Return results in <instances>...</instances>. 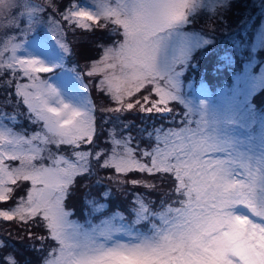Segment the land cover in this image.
<instances>
[{"label": "snow or ice", "instance_id": "obj_1", "mask_svg": "<svg viewBox=\"0 0 264 264\" xmlns=\"http://www.w3.org/2000/svg\"><path fill=\"white\" fill-rule=\"evenodd\" d=\"M194 3L95 0L89 7L84 0H0V201H12L0 210V220L46 229V235L36 238L43 253L39 264H264V144L259 153L251 147L240 151L220 134L217 117L209 120L206 104L196 119L197 109L184 98L179 73L172 68L183 62L184 53L170 56L168 41L187 22ZM38 24H46L59 39L29 37ZM78 29H106L119 39L98 41L100 58L84 73L71 69L78 83L70 87L55 70L63 71L66 58L74 54L66 31ZM94 77H99V91L115 103L101 112L156 113L170 126L140 129L153 141L149 148L134 145L135 137L113 127L108 132L111 147L99 148L103 122H122L114 115L101 116L98 123L84 83ZM142 89L147 94L133 100ZM259 89L264 90V80ZM173 102L185 110L176 112ZM21 116L38 130L15 131ZM131 127V122L122 123L123 129ZM67 148L70 156L64 154ZM15 161L18 166L10 163ZM94 165L119 174L108 178L118 190L128 184L157 189L150 181L120 178L138 172L168 177L171 191L158 207L145 194L133 193L131 221L118 211L97 225L89 219L86 227L70 219L73 213L65 201L77 177L94 175ZM18 182H30L19 200ZM112 195L107 190L102 198ZM85 202L92 214L107 208L95 197ZM46 240L55 246L46 248ZM7 246L0 239V250ZM0 264L20 261L0 255Z\"/></svg>", "mask_w": 264, "mask_h": 264}, {"label": "rangeland", "instance_id": "obj_2", "mask_svg": "<svg viewBox=\"0 0 264 264\" xmlns=\"http://www.w3.org/2000/svg\"><path fill=\"white\" fill-rule=\"evenodd\" d=\"M60 1L58 0V2ZM36 2L39 3L41 0H36ZM84 2L87 6L92 7L95 0H84ZM98 30L93 32L79 29L75 32L66 31V40L73 48L74 54L70 59L66 58L63 71L56 69L55 72L56 76L62 78L68 86L73 87L75 83H78L74 82L75 73L71 69L75 68L77 72L84 73L88 66L101 56L100 49L96 46L93 57L82 59L83 51L90 49V42L91 45L93 43L91 38L97 35L96 45L98 41L110 43L119 39L118 36H109L106 29H102L103 32ZM32 35L42 37L47 35L53 43L59 39L57 35L47 30L46 24L36 25L34 32L29 33V37ZM177 50L184 53L183 62L173 64L172 68L174 72L179 73L178 80L184 98L197 109L195 118H199L198 110L201 104H206L209 120H212L214 116L217 117L222 136L235 142L240 151H247L251 147L259 153L261 144H264V90L259 89V80H264V0H195L194 6L188 11L187 22L178 25L168 41L169 55H174ZM255 81L257 84L254 90L253 83ZM56 82L59 84V81ZM98 82L99 77L84 79V83L89 86L86 90L89 98L94 104L97 101L100 109L115 107L114 101L108 94L99 91ZM216 84L219 85L215 91L208 88ZM62 91H66V89L62 87ZM93 91L96 94L101 93L105 97L107 106L102 101L95 100ZM145 94H147V89H142L141 93H137L132 99L140 98ZM152 98H156L154 94ZM170 106L174 107L178 113L185 110L183 105L175 102ZM100 109L97 111L98 123H102L101 116L120 115L121 122H131L132 127L123 129L122 123L103 122V128L98 129L99 139L96 140L99 148L111 147L108 142V132L113 127L121 135L130 133L135 137L134 145L139 144L142 148H149L153 141L147 139L145 134L142 135L140 129L151 131L153 127H159L158 122L166 124L167 127L170 126L162 115L156 113L148 114L133 109L122 114H112L103 113ZM8 111L11 112L12 109H8ZM25 111L26 107L21 106L20 112ZM143 124H146L145 127ZM22 129H26L31 134L38 130V126L30 124L26 118L21 116L20 123L15 125L14 130L21 131ZM64 154L70 156L71 149L67 148ZM10 163L13 166L19 165V161ZM45 163L49 164L50 162L45 161ZM114 175L119 174L94 165V175L84 178L77 177L73 194L68 199H70L71 205L79 206L83 210L76 211L67 204L68 199H66V209L73 213L70 219L87 227L89 219L93 225H97L119 211L131 221L133 214L129 209L134 206L132 199L133 193L136 192L132 185L131 188L125 185L123 191L118 190L115 181L108 179ZM120 178L125 179L123 176ZM85 180L87 182L83 184V187L86 190H80V181ZM29 184L30 182L23 184L18 182L15 186L17 200L26 196ZM107 190H111L113 195L105 200L102 198V193ZM150 195L152 194L147 193L146 196ZM86 197L88 199L95 197L99 202L106 203L107 208L103 212L92 214L91 206L85 202ZM10 205H12V201H0V210H6ZM122 205L128 206L129 209L122 211L119 209ZM8 222L11 221L0 220V239L5 240L8 245L5 249L0 250V255L12 254L20 261V264H24L18 257L23 256L29 249L31 255L25 257L24 260L28 264H39L43 253L38 251L41 242L36 238L46 235V229L32 223L24 224V229L34 230L35 234L33 236L28 232L26 235H19L20 231L12 229L7 224ZM16 223L23 224L17 221ZM32 240L33 243H31ZM29 243L31 244L29 245ZM43 243L46 248L55 246V242L51 240H46Z\"/></svg>", "mask_w": 264, "mask_h": 264}, {"label": "trees", "instance_id": "obj_3", "mask_svg": "<svg viewBox=\"0 0 264 264\" xmlns=\"http://www.w3.org/2000/svg\"><path fill=\"white\" fill-rule=\"evenodd\" d=\"M251 1V0H249ZM59 3H67V0H61ZM244 19V18H243ZM242 19V20H243ZM241 20V21H242ZM240 21V22H241ZM99 32H103L102 29H99L98 30ZM98 31H96L98 33ZM96 39H97V35L94 36L93 38H91V40L93 41L92 45H91V42H90V49H86L84 50L83 54H82V59L84 57H89V56H92L94 55V52H95V49H96ZM219 84H216V85H212V86H209L208 88L211 89L212 91H215V88H217ZM264 92V91H263ZM94 97H95V100H99V101H102L104 103V105L107 106V100L105 99V97L100 93V94H96L94 91ZM92 93V94H93ZM261 94H263L261 92ZM99 103H97V101L95 102V105L97 106V111H99L100 107L98 106ZM146 124H143V126L145 127ZM158 125L161 126L163 125L164 127H167L166 124L164 123H161V122H158ZM143 135V134H142ZM142 137V136H141ZM128 180H132V179H136V180H146V181H150L154 184H156L158 187L156 190H149V189H146L142 186H133L136 193H143L145 195H147V193H151L152 195L148 196V198H150L151 200L155 201L156 204L154 205V207H158L159 206V203L161 201V199H166L165 197V193L166 192H170L171 191V181L168 177H165V178H161L159 174H156V175H149V174H146V173H138V172H133V173H129L127 175V177H124ZM81 184H80V190H86L85 187H83V184H86L87 180L85 181H80ZM79 184V183H78ZM127 187V186H126ZM128 187L131 188L132 186L130 184H128ZM67 204L70 206V207H73L76 211H82L83 209L80 208L79 206H73L70 204V199H68L67 201ZM119 209H121L122 211H127L129 209L128 206H125V205H122L119 207ZM12 229L16 230V231H20L19 235H26L28 232L31 233V235L34 236L35 232L34 230H31V229H24V224L20 225V224H17L16 221H11V222H8L7 223ZM142 227H144L142 225ZM33 233H32V232ZM33 243V240L32 242ZM29 243V245L31 244ZM31 255V251L29 249H27V251L25 252V254L23 256H19L18 258L20 260H22V262L24 263L26 260L25 257H28Z\"/></svg>", "mask_w": 264, "mask_h": 264}, {"label": "clouds", "instance_id": "obj_4", "mask_svg": "<svg viewBox=\"0 0 264 264\" xmlns=\"http://www.w3.org/2000/svg\"><path fill=\"white\" fill-rule=\"evenodd\" d=\"M17 2L19 3V2H20V0H17Z\"/></svg>", "mask_w": 264, "mask_h": 264}, {"label": "bare ground", "instance_id": "obj_5", "mask_svg": "<svg viewBox=\"0 0 264 264\" xmlns=\"http://www.w3.org/2000/svg\"><path fill=\"white\" fill-rule=\"evenodd\" d=\"M54 82H56V81H54Z\"/></svg>", "mask_w": 264, "mask_h": 264}]
</instances>
